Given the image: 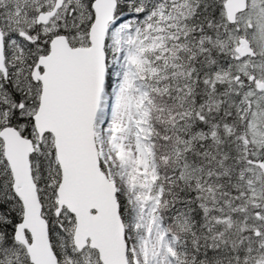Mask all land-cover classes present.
<instances>
[{
    "label": "snow or ice",
    "instance_id": "1",
    "mask_svg": "<svg viewBox=\"0 0 264 264\" xmlns=\"http://www.w3.org/2000/svg\"><path fill=\"white\" fill-rule=\"evenodd\" d=\"M0 264H264V0H0Z\"/></svg>",
    "mask_w": 264,
    "mask_h": 264
}]
</instances>
